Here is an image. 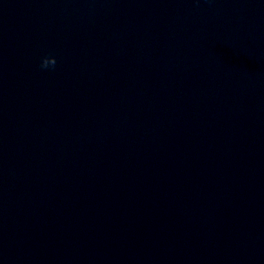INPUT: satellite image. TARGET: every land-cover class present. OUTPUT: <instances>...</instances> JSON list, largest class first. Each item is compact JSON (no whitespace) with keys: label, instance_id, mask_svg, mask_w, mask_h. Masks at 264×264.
<instances>
[{"label":"clouds","instance_id":"1","mask_svg":"<svg viewBox=\"0 0 264 264\" xmlns=\"http://www.w3.org/2000/svg\"><path fill=\"white\" fill-rule=\"evenodd\" d=\"M57 60L56 57L53 55H45L41 58L40 68L47 70V69H54L56 67Z\"/></svg>","mask_w":264,"mask_h":264}]
</instances>
